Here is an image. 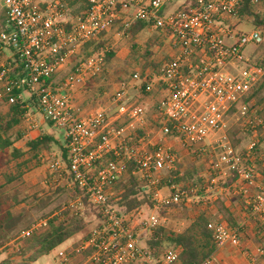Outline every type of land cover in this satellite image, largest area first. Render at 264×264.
Segmentation results:
<instances>
[{"label":"built area","instance_id":"2783aa9c","mask_svg":"<svg viewBox=\"0 0 264 264\" xmlns=\"http://www.w3.org/2000/svg\"><path fill=\"white\" fill-rule=\"evenodd\" d=\"M82 1L85 10L73 16L66 0H0L6 22L0 31V97L4 95L1 88L28 92L29 103H36L43 121L64 132L67 165L56 160L52 168L60 178L63 174L71 176V184L79 190L71 205L73 211L82 213L83 198H87L103 219L102 227L77 250L91 249L85 264H175L180 248H168L157 261L151 250L140 244L141 234L151 232L157 222L145 220L138 229L134 227L121 206L123 190L119 183L133 164V175L144 189L152 191L156 207L187 206L194 196L186 191H172L166 196L159 192L163 180L160 173L172 171L177 162L167 143L172 139L185 149L203 147L209 138L225 130L233 108L245 131L256 134L263 127V120L243 103L264 77V66L246 59L243 49L261 43L263 34L257 28L247 33L236 31L238 24L233 22L238 20L242 0H185L174 9L169 0ZM251 3L264 4V0ZM120 19L125 20L124 30L144 22L147 28L166 34L164 46L169 58L158 72L137 68L119 85L107 107L80 114L71 94L84 87L88 78L101 73L104 55L89 57L56 87L48 81L85 43L109 32ZM19 99L26 110L23 120L28 130H40L23 93ZM144 99L151 101V108L156 102V113L151 108L148 112ZM148 117L153 120L148 121ZM123 118L127 124L117 126ZM146 121L162 135L164 143H151ZM219 141L222 153L216 162L210 160L211 169L218 172L225 165L227 171L236 173L234 187L242 197L243 209L264 224V183L252 163L256 142L242 156L227 137ZM244 226L209 224L217 250L225 246L241 249ZM244 253L250 264H259L264 249ZM58 256L63 264L69 262L65 252ZM213 256L202 264H213Z\"/></svg>","mask_w":264,"mask_h":264},{"label":"rangeland","instance_id":"374dc122","mask_svg":"<svg viewBox=\"0 0 264 264\" xmlns=\"http://www.w3.org/2000/svg\"><path fill=\"white\" fill-rule=\"evenodd\" d=\"M169 2L171 5H173L172 9H174L175 7L183 4L185 0H169ZM254 10L256 13H259L261 16L264 17V5H260ZM0 18L1 20L5 21V15L2 10H0ZM252 21L253 17L247 16L246 20L244 19L243 21H239V19H236L233 24H238L235 25L236 31L238 33H247L253 28H257L262 32L263 40L261 43H251L245 46V48L243 49L244 57L250 60L251 63H257L258 61H264V31L253 25ZM124 31L125 30L122 29L121 25H118L112 30H110L101 39L105 41V46L99 51L93 53V55L102 54L105 58V54L107 52L114 51L115 57L110 63H106L103 74L101 72L98 75L91 76L90 78H88L84 87L78 88L77 91L71 94L73 104L80 114H86L91 110L107 107L110 103L112 95L118 89L119 85L123 82L128 81L132 72L135 69L137 70V68H139V66H137L135 62V55L132 56V54L130 53V43L128 39L124 37ZM153 36L161 38L163 35L157 33L151 28H146L142 33L137 36L135 42L140 47V49L143 50L145 49L148 40ZM82 48L83 47H81L76 54L80 55L79 60L81 59V63L86 60L84 59ZM153 51L155 54L152 59L157 63L163 62L164 57L167 55L168 52L166 46H163L162 48L155 47ZM76 55H74L73 57H75ZM73 57L71 58V61L62 68L60 75H58L59 79L64 78V76L69 74L71 70L75 67L76 64L73 61ZM23 96L25 99H28L30 97L28 92H23ZM143 104L148 107L149 112V109L152 105L151 101L144 99ZM252 107H254L253 104ZM7 108V105H2L0 107V111L6 112ZM30 108V113H34L38 119L39 112L36 103L31 101ZM257 109L259 111H264V103L261 105V108L259 106L257 107ZM253 111L258 115V113L256 112V108ZM259 117L264 121V117ZM126 121L127 120L123 118L119 123L124 124L126 123ZM146 122L147 128L149 130L151 143L153 145H160L164 143L161 142V139L163 138L162 135L160 133H157V131L152 130L151 127L148 125V121ZM226 125L227 128L224 131L219 132L213 137L209 138L203 147L185 149L181 145L175 144L172 139H169L167 143L169 146H171V150L175 153L177 157V162L174 167L175 169L177 167H180L182 171H186L192 166L204 168L202 176L205 186L202 193L203 196L201 198H207L208 202L212 201L213 198H216L218 196L225 198L227 191L230 190L229 186L234 183L232 181L233 178H228L229 172L227 171L228 169L225 165L220 166V172H216L217 176H213V178H211L209 174L210 172L206 165L209 160L212 159V161L216 162L220 157V154L222 153V148L220 147L219 140L222 141L224 137H227V140L230 142V128L239 129V138L241 140V144L235 149L238 154L241 153V151H246L253 142L260 143V140H263L260 149L262 152L264 151V132L261 130L262 128H259L256 134L245 131L242 126V121L239 120V116L236 115V112L234 114H230V116L227 118ZM45 126L44 133H50L61 145L64 146V132L59 128L50 125L49 123H46ZM27 127V123H23L22 129L25 128L27 130ZM18 129H20V127ZM16 132L17 130H15V132L13 133L14 137H16L17 135ZM215 141L219 142L215 143ZM15 147L24 148V144L22 141H20L16 143ZM197 151H200L201 155L197 154ZM196 155H198V159L196 158ZM39 156L40 162L32 160L30 163H28V165L21 166L20 169L16 167V163H13L11 167L7 170L8 174H17L20 170L23 171L24 174L13 183L7 184L3 190L5 192L6 197L9 199V204H12L14 201L16 202L13 210V218L9 223H7L8 225L6 235L9 238H15L16 236L22 235L23 232H25L27 229H33V227L38 224L42 226L39 225L35 228H41L44 226L41 221L44 220L45 217L52 214H54L52 216H55L56 213L59 211L69 210L74 215L81 217L85 215L86 221H88L89 224L84 229V231L75 235L74 237L66 241L64 244H62L60 247H58L56 250L51 252L49 255L40 258L35 263L63 264L58 256V252L60 250H64L63 252L69 255L68 264H85L87 260V258H85L84 256L85 251L82 253H78L77 250L94 230L102 227L103 219L101 215L95 210V208L89 203L85 204L84 202L85 210L82 213L76 214V212L73 211L71 205L73 204V201L79 197L80 193L74 188L73 184H71L69 180V175L63 174L62 178H60L59 173H57L55 169L52 168V164L56 160H59L60 163L62 162L61 152L59 151L58 146H53L50 153H43ZM29 157H31V154L27 155L26 159H30ZM20 161H23V159L19 160L18 162L21 163ZM256 169L259 171L262 170L261 166H257ZM62 171H66L63 165ZM167 174L168 172L160 173V177H163L164 179ZM126 179H128V176H126V178H124V180H122L121 182H124ZM213 179L214 181H212ZM5 181L6 179L0 176V185L5 183ZM159 188L162 195L169 194L170 192H172L173 189L171 187H166L164 184H160ZM142 191V194L148 193V195L150 196V198L148 199L153 203V205L152 208H149V204L146 203L147 205L145 204L143 208L135 210V212H133L132 214L127 215V218L131 220V223L134 224V227L136 229H138V224L140 222L145 220H154L157 222L158 226L165 227L167 231H172L175 233L182 232L191 221V218L193 216L191 212L194 211V209H196L197 207L201 206V204L203 203H201V201H204V199L201 200L197 196L196 202L195 200H193L192 197V200L187 203V206L181 204L178 206L159 208L155 206V202L152 199V191L150 189H143ZM220 193H222L221 196ZM216 203L218 204V201H216ZM237 217L240 219V224H244L246 222L247 224L248 222L250 223V221L247 220L246 214L243 212H241L240 215H237ZM1 235L5 238L4 234ZM149 237L150 232H143V234H141L140 236V244L142 246H145ZM262 241L263 243L261 245H258L257 243L254 244L256 246V249L258 247L264 249V239H262ZM13 245L14 244H12V246ZM258 259L260 261L259 264H264V256H260L258 257Z\"/></svg>","mask_w":264,"mask_h":264},{"label":"trees","instance_id":"16d2710c","mask_svg":"<svg viewBox=\"0 0 264 264\" xmlns=\"http://www.w3.org/2000/svg\"><path fill=\"white\" fill-rule=\"evenodd\" d=\"M66 2L72 9L73 16H76L85 10L82 0H66ZM260 5L264 4L253 5L251 0H242L238 13L239 21L246 20L247 16H252L253 25L264 31V17L259 13H256L254 10ZM0 21L1 31L2 29H5L6 22L1 20V18ZM124 24V19L117 20L112 29L118 25H121L122 29H124ZM147 27L148 25L144 22H136L130 29L124 31V37L127 38L130 43V53L132 56L135 55L137 66H139L142 71L151 68L155 72H158L163 62L167 61L169 56L166 55L163 62L157 63L152 59L155 54L153 50L155 47L162 48L164 46L167 35L162 34L163 36L161 38L157 36L151 37L148 40L145 49L141 50L135 40ZM107 33L108 32L102 33L97 39L89 41L82 46L84 59H88L93 53L99 51L105 46V41L101 39ZM114 57V51L107 52L104 58L105 65L106 63H110ZM79 58L80 55L73 57V61L76 65L70 73L74 72V70H76L75 68L81 63V59L79 60ZM257 64L259 66H264V61H258ZM104 67L101 71L102 74L105 70ZM135 71L136 69L132 72L131 76ZM66 76L59 79L58 74H56L48 81V83H50L52 87H56L63 82ZM1 90L4 95L0 97V107L2 105H7L8 108L6 112L0 111V176L6 179L5 183L0 185V249H3L4 252H9V255L0 264H35L40 258L49 255L66 241L84 231L89 223L86 221L85 215L83 217L76 216L69 210H65L57 212L55 216H52L54 214L48 215L44 218V220H46L45 226L38 229L29 228L25 231L27 234H22L15 238H9L6 235L7 233L5 232L4 227L13 218L11 210L15 207L16 202L14 201L12 204H9V199L6 197L3 190L7 184L13 183L24 174L21 170L18 171L17 174H8L7 170L13 163H16V167L20 169L21 166L28 165L32 160L40 162L39 155L48 152L50 153L53 146L59 147L61 161L66 165L67 156L64 146L61 145L51 134L44 133L42 137L37 140L25 137L27 130L25 128L22 129V126L23 123L25 124L23 117L26 110L22 108V103L19 99V95L23 93V90L15 89L9 92L5 91L3 88H1ZM243 103L249 106V110L252 112H254L253 110L256 108L258 115L264 117V111L257 110V107L264 103V77L244 99ZM155 104L153 108H151V111L154 113H156ZM252 104L254 107H252ZM236 111L237 109L233 108L232 113H235ZM147 120L152 121L153 119L148 117ZM127 122L128 121L124 124L116 123V125L124 126ZM19 127L20 129H18ZM15 130H17L16 137H14L13 134ZM139 134L143 135V131L140 130ZM229 138L231 146L236 149L241 144L239 129L230 128ZM20 141L23 142L24 148L15 147V144ZM262 142L263 140H260V143H256L251 152L252 163L261 166V172L264 175V151L262 152L260 149ZM246 153V151H241L239 154L245 156ZM29 154H31V157H29L30 159H26V156ZM197 154L201 155L200 151H197ZM196 158H199L198 155H196ZM21 159H23V161H20L21 163H19L18 161ZM203 169V167L192 166L190 169L182 171L180 167H177L176 169L174 168L172 171L168 172L166 177H164L162 184L166 187H173V192L186 191L191 197L201 196L205 186L202 176ZM134 170V165L130 164L126 170V176H128V179L119 183L120 189L123 190L121 206L124 207V213L127 215L132 214L135 210L143 208L146 203L149 204V208H152L153 205L148 199L150 198L148 193L142 194L144 188L141 186L138 177L133 175ZM209 172L211 178L217 176L215 175V171H210L209 169ZM228 178H233L232 181L235 182L237 178L236 173L229 171ZM69 180L72 183L71 176H69ZM74 188L78 190L77 187ZM84 202L85 204L89 203L87 198H84ZM181 204L183 205L184 203L167 207L178 206ZM217 205L220 207V218L218 215L213 216L206 211L200 212L197 215H193L189 225L179 233L167 231L165 227L157 225L158 227L150 232V237L145 246L151 250L157 261L162 258L168 248L178 247L181 249V252L175 264H202L206 259L211 258L217 249L214 232L208 228V225L211 223L223 224L229 227H239L240 225V219L234 217L232 213L224 207L222 200H220ZM244 213L246 214L247 220L250 221V225L244 226L241 249L247 251L250 242H253L254 244L257 243L258 245L263 243L264 224L260 223L257 219L250 217L248 211L244 210ZM1 234H4L5 238L2 237ZM89 237L90 235L86 240ZM11 242H13V246L10 244ZM90 253L91 249L86 250L84 252L85 258H87ZM15 258L18 259L16 260ZM132 264L142 263L134 262Z\"/></svg>","mask_w":264,"mask_h":264},{"label":"crops","instance_id":"0c3cea01","mask_svg":"<svg viewBox=\"0 0 264 264\" xmlns=\"http://www.w3.org/2000/svg\"><path fill=\"white\" fill-rule=\"evenodd\" d=\"M61 73V72H60ZM60 73H58V75H60ZM23 98H24V96H23ZM30 98V97H29ZM25 99L24 98V100H25V102L27 103V105L29 104L30 105V103H29V101H30V99ZM138 98L136 97L134 100H137ZM140 99H143V98H140ZM260 108H261V106H260ZM31 108L29 107V110H30ZM258 110V109H257ZM261 110H263V109H261ZM256 114V113H255ZM38 115H39V117H38V120H39V124H40V126H39V129L40 130H32V131H29L28 130V127H27V131H26V135H25V137H27V138H30V139H32V140H37V139H39V138H41L42 137V135L44 134V132H45V129H44V126L46 125V123L47 122H44L43 121V119H42V117H41V115L38 113ZM257 115V114H256ZM258 116V115H257ZM26 123V122H25ZM45 123V124H44ZM46 127V126H45ZM226 128H227V125H226ZM225 128V129H226ZM262 128V129H261ZM260 129L264 132V121H263V127H260ZM260 130V131H261ZM262 132V133H263ZM48 134V133H47ZM50 134V133H49ZM230 143V142H229ZM231 144V143H230ZM15 146H16V144H15ZM16 148H22V147H16ZM64 148H65V145H64ZM234 149V148H233ZM235 150V149H234ZM236 151V150H235ZM207 165V168H208V170L210 169V171H213L212 169H211V167H210V160L208 161V163L206 164ZM255 165V164H254ZM255 167H257L256 165H255ZM229 172V171H228ZM233 172V171H232ZM258 172H259V174L261 175V180H262V182L264 183V175L262 174V172L261 171H259L258 170ZM216 173V172H215ZM214 173V174H215ZM210 174V173H209ZM216 175V174H215ZM212 181H214V179L212 180ZM236 181V180H235ZM235 182L233 183V184H231V186H229L230 188V190H228L227 191V194L225 195V198H223V197H216V198H213V200L212 201H207V198L205 199V198H203L204 199V201H201V206H199V207H197L196 209H194V211H192L191 213L193 214V215H197V214H199L200 212H203V211H206V212H208L210 215H213V216H219L221 213H220V207L217 205V203H216V201H218V203H219V200H222L223 201V205H224V207L226 208V209H228L229 211H230V213H232V215L234 216V217H237V215H240V213L241 212H243L244 213V210H243V205H242V197L239 195V194H237L236 193V190H235ZM219 191V190H218ZM230 191V192H229ZM160 192V194H161V191H159ZM162 195V194H161ZM222 195V193H220V196ZM153 196V195H152ZM162 196H166V195H162ZM203 195H201V196H198L201 200H203L201 197H202ZM152 199H153V197H152ZM196 199H197V196H194L193 197V200H195V202H196ZM206 200V201H205ZM204 202H206V203H204ZM208 202V203H207ZM13 210H14V208L11 210L12 211V213H13ZM195 210H197V211H195ZM221 216H219V218H220ZM44 222H46V220H42L41 221V223H44ZM246 226H249L250 225V223L248 222V224H247V222L246 223H244ZM7 225L8 224H6V226L4 227V229H5V232L7 231ZM40 224H38V225H36L35 227H38ZM34 228V227H33ZM7 233V232H6ZM23 234H27L26 232H23ZM11 245L13 244V242H11L10 243ZM8 245V244H7ZM68 248V247H67ZM256 249V246L254 245V243L253 242H250V244L248 245V250L247 251H254ZM62 251H64V250H62ZM61 250L58 252V254L60 253V252H62ZM245 251L244 250H242V249H237V248H235V247H232V246H225V247H223V248H220V249H216V252L214 253V256H213V264H250L249 263V260H248V258H247V256H246V254L244 253ZM8 255H9V252H4L3 251V249H0V263L2 262V261H4L7 257H8ZM16 260L18 259V258H15ZM69 263V262H68ZM67 263V264H68Z\"/></svg>","mask_w":264,"mask_h":264}]
</instances>
